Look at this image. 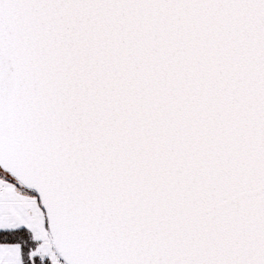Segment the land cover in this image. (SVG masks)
Returning a JSON list of instances; mask_svg holds the SVG:
<instances>
[{
    "label": "snow or ice",
    "instance_id": "6c2138e0",
    "mask_svg": "<svg viewBox=\"0 0 264 264\" xmlns=\"http://www.w3.org/2000/svg\"><path fill=\"white\" fill-rule=\"evenodd\" d=\"M0 264H264V0H0Z\"/></svg>",
    "mask_w": 264,
    "mask_h": 264
}]
</instances>
